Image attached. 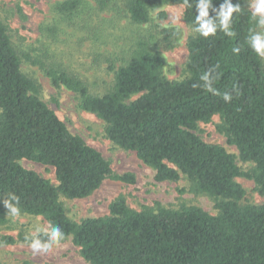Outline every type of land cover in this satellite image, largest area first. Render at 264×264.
<instances>
[{"label": "trees", "instance_id": "16d2710c", "mask_svg": "<svg viewBox=\"0 0 264 264\" xmlns=\"http://www.w3.org/2000/svg\"><path fill=\"white\" fill-rule=\"evenodd\" d=\"M94 1L95 7L86 0L54 3L51 11L58 21L48 31L55 36L61 23L80 27L101 44L84 15L113 11L121 0ZM123 2L132 24L147 23L152 11L173 3L183 6L185 24L195 27L197 0ZM222 3L211 0L209 18ZM230 3L239 6L230 20L234 35L219 27L208 37L193 30L180 80L166 79L163 56L141 46L119 67L109 66L114 83L103 95H92L65 69L26 57L53 87L73 92L78 107L103 122L105 137L135 152L154 170L156 182H177L184 176L192 191L216 201V215L195 206L174 210L157 205L135 211L118 196L105 216L70 219L60 197L83 199L105 179L134 184L135 178L114 174L102 154L70 133L39 98V86L22 72L21 57L0 19V227L11 215L5 200L18 207L19 214L48 223L45 232L3 236L1 244H31L34 237L46 242L51 224L63 233L59 243L71 238L88 264H264V203L241 205L247 193L236 181L252 180L255 192L264 197V62L249 44V37L264 25L259 16L253 17L247 0ZM225 94L230 96L227 101ZM214 116L220 118L218 132L236 148L240 162L253 165L251 170L242 171L233 154L195 134L198 123ZM21 160L52 168L57 185L22 167ZM13 194L18 203L10 200Z\"/></svg>", "mask_w": 264, "mask_h": 264}, {"label": "rangeland", "instance_id": "374dc122", "mask_svg": "<svg viewBox=\"0 0 264 264\" xmlns=\"http://www.w3.org/2000/svg\"><path fill=\"white\" fill-rule=\"evenodd\" d=\"M62 0H0V19L6 25L11 42L21 57L22 72L39 86V98L58 115L70 133L79 136L88 146L96 149L110 164L114 174H132L134 184L105 179L100 187L83 199L69 200L60 197L67 216L79 222L89 217H102L108 214V206L115 198L122 196L127 206L135 211L157 205L178 210L181 207L195 206L216 215V201L204 194L192 191L191 183L182 176L177 182L158 183L155 172L138 159L135 152L123 150L113 145L104 135V124L95 115L78 107L76 95L65 88H55L43 71L26 57L39 59L45 65L58 66L79 77L92 95H103L112 89L114 73L109 66L117 68L122 60L137 48L145 47L160 53L165 65L163 75L170 81L184 76L188 59L187 40L194 35L183 19V6L169 3L150 13L149 21L135 25L125 12L123 0L118 1L113 11H94L84 15L92 30L101 36V44L88 38L89 34L80 27L58 24V31L52 36L47 27L58 21L51 8ZM95 7L94 0H86ZM254 0H247L248 8ZM165 18L161 19L159 13ZM264 34V27L258 30ZM263 62H264V58ZM219 116L208 123H198L195 134L206 143H214L236 157L242 171L253 168L238 159L234 146L227 144L224 135L218 132ZM26 169L38 173L57 185L54 170L41 164L19 161ZM236 181L245 189L247 195L241 203L262 205L264 197L255 192V184L246 178ZM48 223L42 217L19 214L9 215L7 223L0 227L3 236H17L18 233L34 234L37 229L45 232ZM0 264H88L79 254L71 238L53 245L49 251H34L28 243L5 245L0 243Z\"/></svg>", "mask_w": 264, "mask_h": 264}, {"label": "clouds", "instance_id": "9594fccd", "mask_svg": "<svg viewBox=\"0 0 264 264\" xmlns=\"http://www.w3.org/2000/svg\"><path fill=\"white\" fill-rule=\"evenodd\" d=\"M210 7L211 0H197L196 9L198 14L196 15V22L193 30L204 37H208L209 35H214L219 27L226 35H234L230 30V20L232 13L234 11H239V6L232 5L230 0H224V3L220 5L218 11L213 9V11L216 12L214 18H209L208 10ZM251 7L253 8V17L255 18L259 16V23L264 25V0H254ZM249 44L258 56L264 58V34L256 33L251 35L249 37ZM233 51L238 52L239 49H233ZM224 99L227 101L230 99V96L225 94ZM10 200L18 203L19 197L13 194L11 195ZM4 206L9 210V213L12 216L15 217L19 215V208L14 206L9 200L4 201ZM49 229L48 240L46 242L35 237L31 240L30 247L34 251L42 250L47 252L53 245L58 244L63 238V233L59 226L49 224ZM36 231L39 233L41 230L37 229Z\"/></svg>", "mask_w": 264, "mask_h": 264}]
</instances>
